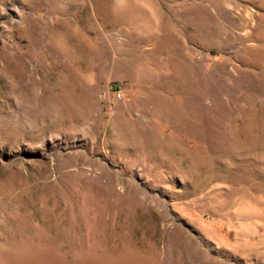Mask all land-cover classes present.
Listing matches in <instances>:
<instances>
[{"label": "rangeland", "instance_id": "obj_1", "mask_svg": "<svg viewBox=\"0 0 264 264\" xmlns=\"http://www.w3.org/2000/svg\"><path fill=\"white\" fill-rule=\"evenodd\" d=\"M0 264H264V0H0Z\"/></svg>", "mask_w": 264, "mask_h": 264}]
</instances>
